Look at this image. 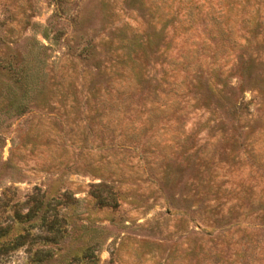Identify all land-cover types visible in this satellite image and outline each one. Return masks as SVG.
I'll return each mask as SVG.
<instances>
[{"label": "rangeland", "instance_id": "obj_1", "mask_svg": "<svg viewBox=\"0 0 264 264\" xmlns=\"http://www.w3.org/2000/svg\"><path fill=\"white\" fill-rule=\"evenodd\" d=\"M0 227V264H264V0H0Z\"/></svg>", "mask_w": 264, "mask_h": 264}, {"label": "trees", "instance_id": "obj_2", "mask_svg": "<svg viewBox=\"0 0 264 264\" xmlns=\"http://www.w3.org/2000/svg\"><path fill=\"white\" fill-rule=\"evenodd\" d=\"M99 202L102 205H112V202H108L105 200V198H101L99 197ZM34 210L29 211L27 214H25V218L29 219L33 216ZM18 217L24 218V216H21L20 214H18ZM53 223L56 224V221H54ZM53 229V228H51ZM8 232V227H0V237L4 236L6 233ZM26 242V236L23 234H19L17 235L14 239H10L8 241H5L2 246H0V251H4V252H9L12 250H15L16 248L24 245ZM38 254H43V256H47L50 254L49 250H38L37 253ZM91 256V249H88V251L85 254L86 258H89Z\"/></svg>", "mask_w": 264, "mask_h": 264}]
</instances>
